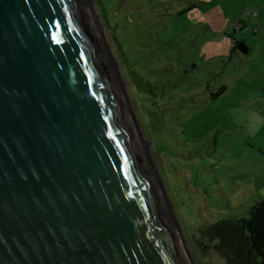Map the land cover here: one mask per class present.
Returning <instances> with one entry per match:
<instances>
[{"label": "water", "instance_id": "1", "mask_svg": "<svg viewBox=\"0 0 264 264\" xmlns=\"http://www.w3.org/2000/svg\"><path fill=\"white\" fill-rule=\"evenodd\" d=\"M0 264H191L89 0H0Z\"/></svg>", "mask_w": 264, "mask_h": 264}, {"label": "rangeland", "instance_id": "2", "mask_svg": "<svg viewBox=\"0 0 264 264\" xmlns=\"http://www.w3.org/2000/svg\"><path fill=\"white\" fill-rule=\"evenodd\" d=\"M89 1L190 262L225 264L217 253H204L195 227L201 216L204 221L217 220L222 212L246 216L264 197V0H101L102 10ZM115 36L131 59L149 53L152 70H160L153 80L161 75L172 87L182 78L163 98L172 108L169 122L185 144L178 147L184 156L173 160L155 147L144 97L135 92ZM235 39L245 41L249 51H233ZM223 86L213 98L210 93ZM168 163L190 168L169 177Z\"/></svg>", "mask_w": 264, "mask_h": 264}, {"label": "trees", "instance_id": "3", "mask_svg": "<svg viewBox=\"0 0 264 264\" xmlns=\"http://www.w3.org/2000/svg\"><path fill=\"white\" fill-rule=\"evenodd\" d=\"M95 2L98 4L100 10H102L103 3L101 0H95ZM108 25L110 26V24ZM239 27L242 30L243 26ZM113 32L115 34V30L111 28L114 38ZM115 40H117V36H115ZM129 42L127 40L126 45L128 47L132 44ZM116 44L125 69L132 77L135 92L137 95L144 97L142 109L148 118L150 132L152 137H155L154 143L158 152L165 154V156L173 160H176L175 158L178 155L184 156V152H182L184 149L178 147H183L185 144L179 139L178 130L174 128L173 122H169L171 113L168 111L172 110V108L164 100L167 91L179 87L182 78H179V81H172V87L169 85V82L161 78V75L153 80L152 76L159 73L160 70H152L149 53L141 54L133 60L130 58L128 52H125L124 46L118 40ZM236 50L237 39H235L233 47V51ZM164 70L168 71L167 68ZM186 76L184 77L186 78ZM225 89L226 87L223 86L219 91L211 92L210 94L213 98H216ZM172 118L179 119L180 116ZM189 168V165L178 168L176 164H173V166L169 163L165 164L166 173L169 177L174 175V178H176L175 172L185 169L189 171ZM200 171L202 169L198 166V172ZM188 183V180L182 177V185L185 187L188 186ZM195 228L198 242L204 253H217L223 258L225 264H264V197L249 207L246 216L239 217L232 212H222L219 219L209 221H204L203 216H201Z\"/></svg>", "mask_w": 264, "mask_h": 264}, {"label": "crops", "instance_id": "4", "mask_svg": "<svg viewBox=\"0 0 264 264\" xmlns=\"http://www.w3.org/2000/svg\"><path fill=\"white\" fill-rule=\"evenodd\" d=\"M261 8H262V5H260L259 16H260V14H261ZM237 25H238V24H237ZM239 26H243V27H244V24L239 23L238 27H236L237 30H241ZM243 27H242V28H243ZM237 30H236L235 36H236V34H237ZM258 31H259L258 28H255V29H254V32H258Z\"/></svg>", "mask_w": 264, "mask_h": 264}, {"label": "bare ground", "instance_id": "5", "mask_svg": "<svg viewBox=\"0 0 264 264\" xmlns=\"http://www.w3.org/2000/svg\"><path fill=\"white\" fill-rule=\"evenodd\" d=\"M186 247V246H185ZM186 250H187V248H186ZM191 264H193L192 262H191Z\"/></svg>", "mask_w": 264, "mask_h": 264}]
</instances>
